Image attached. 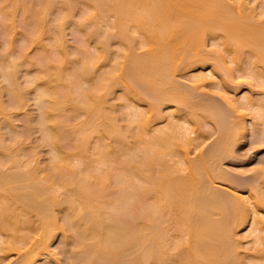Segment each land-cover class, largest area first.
Here are the masks:
<instances>
[{
    "label": "bare ground",
    "instance_id": "6f19581e",
    "mask_svg": "<svg viewBox=\"0 0 264 264\" xmlns=\"http://www.w3.org/2000/svg\"><path fill=\"white\" fill-rule=\"evenodd\" d=\"M7 1L13 8L24 6L26 0ZM72 1L41 0V6L34 10L38 13V16H35L41 18L56 2L65 3L62 7L68 6L66 11L72 13ZM77 1L81 2H78L80 5H91L96 13V24L88 38L96 39L97 33L105 35L98 39L97 59L111 58V47L106 48L104 45L109 37L118 39L120 48L123 49L120 56L112 57L111 60L114 61L109 67L120 72L116 85H119L125 98L131 97L139 105L149 104L150 112L158 118L160 109L168 105L174 106L175 111L165 112L164 116L170 117L168 124L164 128H155L151 134L147 133L146 129L153 121L147 118L138 119L136 112H128L131 118L127 126L131 127L134 122L137 127V134L132 133L131 136L134 137L142 156L137 159V155L134 156L135 154L127 149L122 156L111 159V140L119 143L120 149L126 150L123 143L126 133L122 134L118 127L117 117L120 114L114 115L118 111L108 102L109 97H97L82 86L76 88L78 97H75V94L72 96V92L67 96L57 94V86L60 83L59 69L66 56L63 45L56 50L59 56L62 55L59 57L61 63H56V67L53 63L56 71L47 70L48 57L38 59L36 63L43 64L41 75L53 83L47 84L43 80L34 82L36 86L45 83L46 87L33 94L38 113L32 118L29 114L26 122L33 121L38 125L36 128L41 132V136L37 138V144L49 145V161L41 165L35 150H30L29 154L21 152L20 145L25 140L21 139L23 135L14 132L11 141L9 139V142H6L0 133V148L6 151V158L0 162V264L4 263V257L13 253L14 249L17 254L15 264H39L37 261L40 259L59 264L60 252L51 248L55 230H61L63 233L60 244L64 246L61 251L68 250L71 252L70 256H75L74 249L77 247L76 256H80L67 258L77 260V263L78 258L83 257L85 262L80 259L81 264H150L153 260L156 264H162L173 255V250L181 241L189 246L185 253L189 264H239L235 257L232 258L234 254L230 258L226 252L231 240L230 244L234 246L231 248L239 252L233 239L235 231L231 233L228 224L227 211L229 205L237 212L233 218L237 228L243 209L237 197L225 193L223 185L215 182L214 177L221 179L225 176L224 171L217 166L216 158L219 161L221 155L229 151V144L241 138L245 120L261 123L264 105L259 99L253 100L246 95H238L235 87L228 90L221 83L236 76L233 74L232 77V68L239 72L242 48L245 50L247 47L246 51L249 49L253 66L264 64V28L252 24V21L259 20L260 16L264 15V0ZM3 7L4 4L0 7L2 17V12H6ZM25 10L27 11L26 7L23 11ZM80 11L85 12V9L79 10L78 13ZM70 12H66V15L62 12L69 18L68 23L72 22ZM62 13L55 14L54 23L57 17L64 19ZM234 15L238 19H235ZM33 19L37 22L40 20ZM6 21L8 22L9 18ZM9 22L6 25L13 28V20L12 23ZM33 27V31H38L41 36L45 33L46 29L41 21L33 23ZM110 30L114 32L110 33ZM33 31L27 34L30 45L37 43L31 38ZM47 32H59L60 39L63 40L60 25L55 23ZM209 36L210 39L207 38ZM10 38L2 39L1 43L7 41L9 55L12 52L9 49L12 40ZM218 38L222 40L218 41ZM135 44L141 48L140 53L134 50ZM213 45L218 51H210ZM22 47L18 51L12 72L6 70L7 65L0 63L1 87L8 89L14 97L11 98L13 103L10 106L4 105L0 99V116L2 115L9 124V112L24 105L25 100L23 101V96L20 97L23 95L22 88H30L28 84L21 88L15 74L16 66L27 60L28 54ZM44 48L47 50L45 45ZM194 65H199L200 71L195 76L185 75L184 78L196 81L195 86L176 80L178 72ZM209 73L217 78L209 79ZM26 83L30 82L26 80ZM205 86L223 91L228 97L225 100L217 96L221 100L220 105L217 103L213 109L208 108L209 116L210 111L214 109L219 115L217 112L211 115L217 120L219 116H224L223 105L231 110L238 120L234 127L229 129L222 117L221 126L219 125L222 127V136L218 135L217 141L203 154V140L199 134L202 120L198 119V113L189 109L191 105L188 104L187 107V103L192 102L189 97H194L195 90ZM259 86L261 87L260 83ZM69 100L72 103H68ZM66 104L71 105V109L83 117L77 121V125L73 124V127L69 123L66 124L75 134L74 137L72 133L69 135V131L67 132L68 139L73 140L70 150L79 155L85 154L90 149L92 136H95L97 143L90 153V158L96 164V170L102 171L106 168L103 176L80 175L81 171L64 165L61 151L64 145L62 139L66 135L63 132L66 130V119L60 112ZM80 105L87 107L82 108ZM241 108L248 113L247 116L239 115ZM112 110L115 112L110 113ZM75 113L72 117L76 116ZM120 113L125 116V113ZM182 122L191 124L193 135L182 130ZM9 127L11 128V124ZM27 127L29 129L30 126ZM174 152L181 154L178 160L172 159ZM81 163V159H78L76 168ZM116 168L118 171L114 172ZM42 173H45L47 178ZM113 174L115 179L111 182L108 177ZM253 190L254 203L257 207L263 206L264 190H260L257 184ZM139 204L141 206H137ZM214 209L222 215L226 214V219L214 217V211H211ZM55 210L64 211L61 216L62 225L58 222L59 217L57 218ZM29 213L35 215L34 221L29 217ZM255 221L249 244L256 251L245 255L254 257L252 264H260L259 257L264 255V219L256 216ZM20 223L28 226L31 234L20 235ZM70 229L74 234L72 241L66 233ZM25 241L26 250L21 251L19 245ZM69 261L76 264L72 263V260Z\"/></svg>",
    "mask_w": 264,
    "mask_h": 264
},
{
    "label": "snow or ice",
    "instance_id": "6c2138e0",
    "mask_svg": "<svg viewBox=\"0 0 264 264\" xmlns=\"http://www.w3.org/2000/svg\"><path fill=\"white\" fill-rule=\"evenodd\" d=\"M81 8L85 9L83 15L77 13L75 17L72 18V22L65 24V21L62 17H57L55 23L63 27V30L67 33L69 31L73 32L75 35L79 33L84 37L81 41H76L69 39L67 36L63 40L60 39L59 32L48 33L45 32L43 36L38 31H33L31 33V38L36 41V46L30 50V54L33 57H51L52 53L47 52L44 48L45 44L49 45L54 51H56L61 45L70 52H77L79 49L76 47L77 44H83L85 48L89 51L87 53L81 52L80 56L83 59L81 64L80 60L76 59L73 56L66 64H64L60 69V83L58 87V95L67 96L70 94L74 88L83 87L84 90L94 94L97 97L108 96L111 98V101L115 103L116 95L119 93L121 104L120 107L123 108L125 104L130 105L129 111H134L137 113L138 119L147 118L153 121V124L146 129L147 133H153L155 128H164L168 124L170 117H165V112H174L175 108L172 105H168L165 108L160 109V117L152 115L150 112L149 104L145 103L142 105L137 104L135 100L129 97L125 100L124 93L117 88L116 82L120 77V72L111 70L110 65L112 60L108 57L103 59H97V42L99 38H102V33L96 34V39H89L88 34L92 31L96 24V13L92 10V6L89 4H81ZM260 20L264 21V15L260 16ZM25 29H21L16 35V39L13 41V51L9 55L7 41L3 44H0V55L4 56V59L0 61L7 65V71H13V65L16 64L18 57V52L16 50V45H25L27 41V36L25 35ZM143 50V49H142ZM210 51L216 52L218 49L215 45L212 46ZM49 63H61L59 57L55 60L49 59ZM43 67L41 65H35L29 63L28 60H25L23 63L19 64L15 68V74L17 82L20 83L22 80L29 81V87L33 88V92L28 93L30 98L34 93L40 92L46 87L45 83L40 84L39 86L35 85L36 80L46 81L47 84L53 83L48 81V78L44 75H41L40 69ZM25 69H32V71H25ZM183 70V69H182ZM181 70V71H182ZM200 71L199 65L189 66L188 75L195 76ZM259 77V83L261 87H254V83ZM209 79H216L212 73H209ZM236 84L243 86L240 91L242 94L251 97L255 100L259 98L262 105H264V64L259 66H253L251 63L244 64L239 70L238 79H236ZM185 84L196 85V81H188L184 79ZM210 87V86H209ZM5 94V100H7V90ZM202 91H207V88H202ZM214 96L222 97L227 100V96L223 91L216 90L211 93ZM68 103H72L71 100ZM80 107H87L86 105H80ZM233 107H236L233 105ZM17 113L24 111L23 109L14 110ZM119 112L120 109L118 108ZM240 116H247L248 113L243 110L239 111ZM14 119L19 120V117H13ZM81 118H83L81 116ZM182 119V118H178ZM244 134L241 136V144L237 148V151H245L246 156L242 159L248 161L243 165H235L234 172L232 173L234 178L238 179L243 185V188H234L231 185L223 186V191L229 193L233 197H237L241 202V207L243 209V215L239 221L236 231L233 233V239L236 241L239 252V264H252L254 257L247 256L245 253H251L256 251V249L250 247V240L254 233L255 217L259 216L261 219H264V206L257 207L254 203V197L252 188L255 186V179L258 175L264 174V113L261 115V123H254L252 120H245ZM43 127V126H42ZM183 131H187L189 135H193V130L190 123L181 124ZM8 132V135L11 136L16 130L5 129ZM39 135V133H38ZM22 139V137H21ZM207 143L203 145L206 148ZM200 149H198L199 151ZM42 155H47V153H42ZM71 159V157H69ZM259 161V162H258ZM251 185L252 187H249ZM260 190H264V182L260 185ZM63 233L57 234L53 239L51 247L56 248L59 246L61 237ZM39 237H37L38 239ZM27 241L19 245L21 251L26 250ZM74 247V245H73ZM188 245L181 241L180 245L173 250V255L168 258L162 264H189V261L185 259V253L188 250ZM15 254V249L13 250L12 256L4 257L5 264H13V258ZM260 264H264V255L259 257ZM40 264H55L53 261H41ZM59 264H65V260L61 259ZM150 264H156L153 260Z\"/></svg>",
    "mask_w": 264,
    "mask_h": 264
},
{
    "label": "rangeland",
    "instance_id": "374dc122",
    "mask_svg": "<svg viewBox=\"0 0 264 264\" xmlns=\"http://www.w3.org/2000/svg\"><path fill=\"white\" fill-rule=\"evenodd\" d=\"M40 1V2H39ZM227 1V0H226ZM8 2V4H6ZM61 2V1H60ZM73 3H70L71 5L73 4V8H72V10L69 8V10H71L72 11V13L70 12V11H66V7L68 8V6H66V7H62V5L63 4H65V3H63V4H61V3H55L54 4V6H53V8L51 9V10H49V12H45L43 15H42V17L40 18H38L37 16H38V13H36V11H34L35 9H38V7H40L41 5H40V3H41V0H26L25 1V4H24V6H21V5H18L19 6V8H17V7H13L12 8V6H11V4L9 3V1H5L4 2V0H0V4H2L0 7H2L3 6V4H4V6L5 7H3V9H5L6 10V12H2V13H4L3 15H4V17H2L1 15L2 14H0V19L2 18H4L5 20H0V44L2 43V39L4 40V38L5 39H9L10 38V36H11V38L10 39H12L11 41H10V47H9V49H11L12 51H13V41L16 39V35H17V33H19L20 32V30L21 29H25L26 31H25V35L27 36V34H29L30 33V31L32 30H34L33 28V23H38L39 21H41L42 23H43V27H44V29H46L45 30V32H47V29H49L50 27H54L55 26V23H54V21H53V19H54V17H56L55 16V14L57 15V13H62V12H65V15H66V12L67 13H71V15H72V17L71 18H73V17H75L76 16V14L79 12V10H83L81 7H80V4L79 3H81V2H79V1H77V0H75V2H74V0L72 1ZM79 2V3H78ZM69 3V2H68ZM42 4V3H41ZM7 5H8V7H7ZM40 5V6H39ZM66 5V4H65ZM69 5V4H68ZM7 7V8H6ZM23 7V8H22ZM25 7H26V9H27V11H26V13H25V11H23V9H25ZM63 8H64V10H63ZM81 8V9H80ZM2 9V10H3ZM12 9V10H11ZM15 9V10H14ZM1 10V11H2ZM8 10H10V12L8 11ZM12 11V12H11ZM9 12V13H8ZM8 15H7V14ZM36 13V14H35ZM80 13H84L83 11H80ZM79 13V14H80ZM75 14V15H74ZM5 15L7 16V17H5ZM10 15V16H9ZM12 15V16H11ZM35 15H37V16H35ZM61 15H63L64 16V14L62 13ZM234 17H235V19H238L237 18V16L236 15H234ZM8 18H9V21L11 22V20H13V23H12V25H13V28L11 27V26H8V25H6L8 22L6 21V20H8ZM33 18H37V19H40L38 22L37 21H35V19H33ZM69 18H67V17H65L64 16V20H65V24H68V20ZM71 21V20H70ZM259 21H261L260 19L259 20H254V21H252V24H256V26L257 27H262V28H264V22H262V23H260ZM9 22V23H10ZM1 24H2V26L4 27H2L1 26ZM37 24H35V26H36ZM27 26V27H26ZM10 27H11V30H10ZM35 29H36V27H35ZM3 30H4V32H3ZM111 31V30H110ZM61 32H62V38L64 39V37L65 36H67L69 39H72V40H76V41H81V40H83L84 39V37L83 36H81L79 33H76L75 35L73 34V32H71V31H69V32H65L64 30H63V27L61 26ZM114 31H111L110 33H113ZM44 34V33H43ZM43 36V35H42ZM103 36H105V35H103ZM94 37H95V35H94ZM103 38V37H102ZM208 39H210L211 38V36H209V37H207ZM90 39H92V38H90ZM222 39L221 38H218V41H221ZM104 45L106 46V48H110L111 47V49H112V51L113 50H116L115 51V53L114 52H112V51H110L111 52V58L110 59H113L112 57H115L116 56V58H117V56H120L121 55V52H123V49H121L120 47V44L118 43V39L116 40V38L115 37H109V39H107L106 40V43H104ZM23 45H16V50H17V52L19 51V50H21L20 48L22 47ZM36 45L35 44H29V42L28 41H26V44L24 45V47H22L23 49L25 48L26 49V51H25V49H24V51L25 52H27V60L28 61H31V64H35V65H38L36 62L38 61V59H40L41 57H33V56H31V54H30V50L33 48V47H35ZM97 46H98V44H97ZM136 46V47H135ZM45 47L47 48V52H50V53H52V55H51V57H49V56H46V58L48 57V60L49 59H53V60H55L54 58L56 57H62V55L60 54V56L56 53V51H54L53 52V50L51 49V48H49V45L48 44H45ZM76 47L79 49V51H77V52H70V51H68L67 49H65V52H66V56H65V59H64V64H66L73 56H75L76 57V59H78V60H80V62H81V64L83 63V59L81 58V56H80V53L81 52H85V53H87L89 50L87 49V48H85V46L81 43V44H77L76 45ZM136 48V49H135ZM246 48L247 47H245V50L242 48V50L240 51V54H241V59H240V63H239V65H244V64H248V63H251L252 65H253V60L251 59V55H249V49H247V51H246ZM134 50L137 52V53H140V51H141V48H139V46L138 45H134ZM124 51H126V50H124ZM0 52H2V50H0ZM9 52V51H8ZM18 54H19V52H18ZM44 57V56H43ZM4 57H3V55H0V59H1V61H2V59H3ZM254 58V57H253ZM44 59V58H43ZM61 61V60H60ZM113 61L114 60H112V63H113ZM47 63L48 64H46V65H48V67L49 68H47V70L49 71V72H52V70H54V71H56V69H55V64L56 63H54V66H53V63H49L48 61H47ZM63 64V65H64ZM62 65V66H63ZM61 66V65H60ZM112 66V65H111ZM110 66V67H111ZM232 66V65H231ZM241 66H240V68H241ZM257 66H259V65H257ZM17 67V66H16ZM209 67V66H208ZM233 67V66H232ZM231 67V68H232ZM188 70L189 69H186V70H182V71H180V72H178V74L176 75V80H178L180 83L181 82H183L184 81V77H185V75H188L187 73H188ZM25 71H27V69H25ZM28 71L30 72V71H32V69H28ZM53 71V72H54ZM232 71L233 72H231L232 73V75L234 74V75H236V76H239V72H237V70H234V68H232ZM235 71V72H234ZM186 73V74H185ZM234 75L232 76V77H234ZM234 77V78H228V79H226V77H225V81H223V83H221L222 84V86H225V87H227V89L228 90H232V87H235L236 89V92L238 93V95H244V94H242L241 93V91H240V89L243 87V86H241V85H237L236 84V79H238V77ZM0 81H1V78H0ZM1 83H2V81H1ZM0 83V99L3 101V103H4V105H6V104H9L8 106H10V104L11 103H13V100L11 99L12 97H13V95H11L8 91H7V100H5V94H6V91L5 90H8V89H6L5 87H1V84ZM29 85V83H26V80H22L21 82H20V86H21V88L22 87H25L26 85ZM6 86V85H5ZM254 87H256V88H259L260 86H259V78L257 77V79H256V81H255V83H254V85H253ZM26 88V87H25ZM25 88H22V93H23V95L21 94V96L20 97H22V98H24L23 99V101H24V105H22L21 107H19V108H16L15 110H18V109H23L24 111H22V112H19V113H17L16 111H10L9 112V117H10V120H11V128L9 127V123L5 120V119H3V117H2V115L0 116V133H2L1 134V136L2 137H5V139H6V142H9V141H7V140H9L10 139V141H11V137L13 136V135H11V136H9L8 135V132H6L5 131V129L7 128V129H9V131H11L12 129H15L16 131H15V133H18V134H21V135H23L24 137H22V138H24L25 140L22 142V144L20 145V147H22V149H21V152L23 151L24 153H28V152H30V150H32L31 152H33L34 150L36 151V156H37V158H38V161L41 163V165H43V164H46V162L48 163V159H49V150H50V148H49V145L47 144V145H45V143H42V145L43 146H39L38 144H37V138L38 137H40L41 135H40V131H39V129L37 130V124H36V122L34 123L33 121L32 122H26V120H28L27 118H28V116H29V114H30V116L29 117H35L36 116V114L38 113V110H37V106H35V100L33 99V96L34 95H32L30 98L28 97V93H30L31 91H32V87H30V88H28V86H27V88L28 89H26L25 90ZM117 88L118 89H120V87H119V85H117ZM204 88H207V91H202V89H199L198 91L197 90H195V95H194V97L192 98L191 96L189 97V100H191L192 99V102L190 101V102H188L187 103V107H189V105H193L191 108L189 107V109L190 110H192L193 111V113L195 112V113H198V119L200 120H202V122H203V125H202V122L200 121V126H201V132L199 133L200 134V136H201V140H203V143H202V145H204V144H206L207 143V147L206 148H204L203 149V154H205V151L206 150H208L210 147L209 146H211V145H213L212 143H214V142H216L217 141V139H218V137L220 136H222V134H223V132H222V130H221V128L219 127V125H220V121L223 119L224 121H225V124H226V126H227V128H233L234 127V124L237 122V120H238V118L237 117H235L234 115H233V113H231L232 111L231 110H229V109H227L226 108V106L224 107L223 105H222V107H223V113H222V115H224L225 117H226V119H225V117L224 116H219L218 117V120L214 117V115L213 114H215L217 111H215V109L213 110V111H215V112H213V111H210V116H209V109L211 110V109H213V107L215 106V105H217V103L220 105V102H221V100L217 97V96H214V95H212L211 93L213 92V91H216L217 89L216 88H214V87H209V86H205ZM75 90V91H74ZM77 90L78 89H73V91H72V96L75 94V97L77 96L78 97V95H77ZM121 90V89H120ZM122 91V90H121ZM200 91V92H199ZM33 92V91H32ZM193 96V95H192ZM14 98V97H13ZM109 99V103H111V104H113L114 106H115V109H120V111L119 112H117V114H116V112L115 111H113L112 110V112L110 111V113H114V115H119L120 114V116H121V113L120 112H122V114H124L125 113V116L123 115V116H121L122 118H120V116H118L117 117V119L119 118V120H117V124H118V127H120V131L122 132V134H124V133H126V137L123 139V143H124V145H125V148H126V150H124V149H120V147H119V143H117L116 141H114V140H111V147H112V149H113V151L111 152V155H109V157L111 158V159H113V158H116V157H120V156H122L123 155V152H125V151H127V149H128V151L129 152H133L135 155L134 156H136L137 157V159H138V157H140L141 158V156H142V154H141V151H139L138 149L139 148H137V144L135 143V141H134V137L133 136H131L132 135V133L134 134V135H136L137 134V132H138V129H137V127L135 126V124H134V122H133V124H132V126L131 127H128L127 126V124H128V120L131 118L130 117V113H128V112H130L128 109H129V107H126V105L127 104H125V106L123 107V108H121L120 107V104H121V100H120V95H119V93L116 95V98H115V103H113L112 101H111V98L109 97L108 98ZM256 99H259L258 97L256 98ZM125 100H127V98H125ZM220 101V102H219ZM193 103V104H192ZM189 104V105H188ZM222 104V103H221ZM36 107V108H35ZM202 107H204V108H202ZM206 107V108H205ZM221 107V108H222ZM202 108V109H201ZM209 108V109H208ZM80 112V111H79ZM61 113H62V117H64L65 116V121H64V123H65V125L66 124H68L69 123V125L71 126V127H73V124L75 125L76 123L78 124V122L82 119L81 118V114H77V113H75L74 112V110L73 109H71V105H69V104H66V105H64V108H63V111H61L60 112V115H61ZM74 113L76 114V116L75 117H72V116H74ZM211 113H213L212 115H211ZM73 114V115H72ZM217 114L219 115V113L217 112ZM217 115V116H218ZM16 116H18L19 117V120H17V119H14L13 117H16ZM234 116V117H233ZM210 117H213V119H211ZM222 118V119H221ZM80 119V120H79ZM35 121V120H34ZM78 121V122H77ZM219 121V122H218ZM224 121H222L221 123H223L224 124ZM259 121V120H258ZM31 123V124H30ZM63 123V122H62ZM63 123V124H64ZM256 123H257V121H256ZM260 123V122H259ZM9 124V125H8ZM76 124V125H77ZM222 124V125H223ZM225 124L223 125V126H225ZM27 125H29L30 127H29V129H28V127H27ZM64 125V126H65ZM69 125H66L65 126V129L66 130H64L63 132L64 133H66V135L64 136V138L62 139L63 140V142H64V145H63V147H62V153H61V156H63V163H64V165L66 166V167H71V168H75L76 170H78V171H81V173H80V175H92V176H98V177H100L99 175H101V176H103L102 174L103 173H105V171H106V168H103L102 169V171H98V170H96L95 169V163L93 162V161H91V158H90V153L92 152V150H93V147H94V145H96V143H97V140L95 139V136H92V139H91V141H90V149L85 153V154H81V155H79L78 153H75L74 151H71L70 150V147H71V145H72V139L70 140V139H68L69 138V136H68V133H69V135H70V133H72L71 131H72V129H71V131L69 130L70 128H68V126ZM32 126V127H31ZM221 126V125H220ZM135 127V128H134ZM67 128H68V130H67ZM226 129V128H225ZM227 130V129H226ZM69 131V132H68ZM223 131H225V130H223ZM230 131V130H229ZM68 132V133H67ZM221 132H222V134H221ZM38 133H39V135H38ZM63 133V134H64ZM14 134V133H13ZM74 133H72V136H74L73 135ZM219 135V136H218ZM21 137V136H20ZM75 137V136H74ZM70 138H73V137H71L70 136ZM147 138V137H146ZM145 138V139H146ZM4 139V138H3ZM39 140V139H38ZM234 143H230L231 144V146H230V144H229V146L228 147H230V148H228L229 149V151L228 152H226L225 151V153H223L222 155H221V159H219V161L217 160L218 158H216V164H218L217 166H220V169H222L223 171V175H225V176H223L224 178H221V179H217V177H214V179H215V182H217L218 184H221V185H223V186H225V185H231V186H233L234 188H243V185L240 183V181L238 180V179H236V178H234V176H233V172H234V166L235 165H243V164H245V163H247L248 161H246V160H244V159H242L243 157H245L246 156V152L245 151H237V148L240 146V144H241V140L239 139V140H237V142H235V141H233ZM30 152V153H31ZM42 153H47V155H42ZM29 154V153H28ZM193 157H195L194 156V154H191ZM48 157V158H47ZM69 157H71V159H69ZM135 157V158H136ZM181 157V154L180 153H178V152H174L173 153V156H172V159L173 160H178L179 158ZM6 158V151L5 150H2L1 148H0V162L2 161V160H4ZM166 158H168L169 159V156H167ZM23 159H24V157H23ZM78 159H81V161H82V163H81V165L78 167V168H76V162H77V160ZM168 162H170V161H168ZM259 162V161H258ZM117 167H118V165H117ZM116 171H118V169L116 168L115 169V171L114 172H116ZM42 175H46L45 173H42ZM46 178H47V176H45ZM115 177V174H113V175H111V176H109L108 178V180H110L111 182H114V178ZM259 177V178H258ZM258 177H256V179H255V185L257 184L258 185V187H260V185H261V183L262 182H264V175L262 174V176H261V174H260V176L258 175ZM110 182V183H111ZM249 187H252L251 185H249ZM254 190H253V188H252V192H253ZM137 206H141L140 204L139 205H137ZM263 206H264V204H263ZM227 207V206H226ZM232 207H230L229 205H228V221H229V227H230V229H231V233L232 232H234V231H236V228H235V226H236V223H235V220H233V218L236 216V213L237 212H235L233 209H231ZM226 210H227V208H226ZM226 210H224V212L226 213ZM56 211V216H57V218H58V222L59 223H61V225H62V221H61V216L63 215V212L64 211H62V210H60V211H57V210H55ZM211 211H214V214H212L214 217H216V218H225L227 215L226 214H224V215H222L221 213H218V212H215L216 210L214 209V210H211ZM110 213H113V214H116L114 211H110ZM220 214L222 215V216H220ZM212 216V217H213ZM29 217L31 218V220L32 221H34L35 220V215H33V213H29ZM226 219V218H225ZM32 224H34V223H32ZM64 224V223H63ZM56 231V232H55ZM53 233L55 234V236H53V239L57 236V234H59V233H61V230H55ZM18 233L20 234V235H23V236H28L29 234H31V232H30V229L28 228V226H25V225H22L21 223H20V227H19V230H18ZM66 233L68 234V237H69V239L71 240L72 238H73V230H67L66 231ZM53 234V235H54ZM52 239V240H53ZM61 239H62V237H61ZM52 240H51V244H52ZM72 241V240H71ZM232 241V240H231ZM231 241H229V243H228V246L226 247V252L229 254V257L230 256H232L233 254V257L232 258H234L235 257V261H237V263L239 262L238 260H239V256H238V252H235V250L233 249V245H231L230 243H231ZM60 243H61V241H60ZM62 244V243H61ZM61 244H59V246L58 247H56V248H53V247H51L53 250H55V251H58V253H59V255H58V261H60L61 259H64L65 260V264H71V262L69 261V260H72V263L73 262H75V261H77V260H74V259H71L72 258V256H73V258H76V257H78V256H80L79 254H78V256H76L77 255V253L78 252H76V249H77V247H76V249H74V253H76V257L73 255V254H71V256H70V251H61L62 249V246H64V245H62L61 246ZM230 246V247H229ZM231 246H233L232 248H231ZM229 247V248H228ZM232 250H231V249ZM231 251H230V250ZM229 251V252H228ZM231 252V253H230ZM235 252V253H234ZM9 255H7V256H12V254L13 253H8ZM69 254V255H68ZM231 254V255H230ZM235 254H236V256H235ZM0 256H1V254H0ZM71 257L70 259L69 258H67V257ZM171 257V256H170ZM231 258V257H230ZM81 258L79 257L78 258V261L79 262H77L78 264L80 263L81 264V260H84V258L82 257V259L80 260ZM16 260H17V254H14V258H13V264H15V262H16ZM39 264H40V262H41V259L40 260H38L37 261ZM84 262H85V260H84ZM76 263V262H75ZM76 263V264H77ZM3 264H5V261H4V263ZM74 264V263H73Z\"/></svg>",
    "mask_w": 264,
    "mask_h": 264
}]
</instances>
